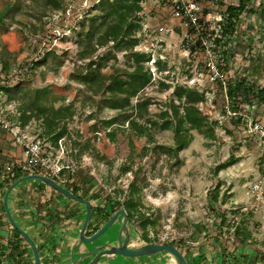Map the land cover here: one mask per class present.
Returning a JSON list of instances; mask_svg holds the SVG:
<instances>
[{"label":"rangeland","instance_id":"obj_1","mask_svg":"<svg viewBox=\"0 0 264 264\" xmlns=\"http://www.w3.org/2000/svg\"><path fill=\"white\" fill-rule=\"evenodd\" d=\"M237 1L198 0L203 8L195 16L200 30L205 33L224 30L228 26L223 19L225 3ZM245 1L257 14L244 12L235 22L237 31H229V70L233 75L244 74L249 83L264 86V0ZM97 2L0 0V12L6 5L11 6L0 23V68L6 65L11 70L39 55L19 81V87L29 97L14 94L13 90L0 92V112L6 117L16 114L19 104L24 101L27 104L37 93L46 104L71 106L72 115L65 119L67 131L57 146L39 137L51 167L40 172L58 177L90 201L92 216L88 233L117 209L126 210L124 202L132 198L136 208L132 213L126 211L130 219V246L174 242L188 264H221V249L230 262L264 264V146L249 132L245 121L223 117L227 109L236 106L228 97V82L224 89L220 82L208 79L204 73L202 77L197 74L201 50L198 42H188L185 37V33L196 36L195 28L186 18L173 15L176 0L140 1L141 10L136 15L140 28L133 35L132 50L147 54L144 67L151 73V81L130 98L129 110L119 111L109 107L107 104L111 103L105 99L109 96L105 86L110 81H105L103 89L96 94L81 83L89 59H79L78 41L82 32L90 30L91 16L102 13ZM130 52L115 51L107 43L96 49L92 60L102 58L100 72L104 76L124 77L123 70L133 68L128 59ZM190 78L196 81L189 83ZM180 87L203 92L204 101L196 105L206 118V125L202 131L187 129L185 124L180 126L188 142L176 150L175 128L179 120L172 103L179 106L178 115L182 114L185 97L179 99L175 94V89ZM10 95L14 99L9 101ZM244 98L242 94L238 100ZM248 100L249 103L237 105V110L255 119L264 111V104L257 105L251 95ZM144 101L146 109L136 119L146 129L145 135L140 136L127 119L136 118L139 113L135 104ZM110 118H114V123L106 126L104 120ZM161 124L168 127L162 129ZM25 131L29 135H41V120L32 118ZM0 151L10 160H21V146L2 132ZM27 181L36 182L35 187H30L36 194L28 198L26 205L21 204L27 206L23 215L18 214V205L11 207L9 203V207L12 214L17 213L16 223L19 220L23 225L28 224L25 227L34 237L42 264H72V256L76 259L114 238L112 227L94 242L72 247L85 216L84 204L70 199L72 205L80 203L79 208L65 211L64 206L58 207V198H64L65 202L69 198L44 183ZM6 188L3 180L0 198ZM213 194L216 201L211 202L212 210L209 196ZM2 205L3 198L0 199V218L4 219V224H0V264H34L29 247L5 222ZM236 228L249 233L245 243L236 238ZM64 239L67 241L62 244ZM44 243L51 245L47 247ZM61 245V251L56 252ZM101 264L176 263L169 253L160 252L141 257L118 256L115 261H101Z\"/></svg>","mask_w":264,"mask_h":264},{"label":"trees","instance_id":"obj_2","mask_svg":"<svg viewBox=\"0 0 264 264\" xmlns=\"http://www.w3.org/2000/svg\"><path fill=\"white\" fill-rule=\"evenodd\" d=\"M140 1L141 0H98L97 3L101 8L102 13L91 16L90 30L87 32H82L78 41L80 46V51L78 52L79 59H89V62L87 63L88 71L81 76V83L85 84L88 87V90L93 92V94H96L100 92L101 89H103L105 81H110V84H107V86H105L107 88L105 89V91L109 93V96H107V98L105 99H107L106 101H109L111 103L107 104L109 107L117 109L119 111L129 110L131 108L130 98L136 96L151 81V73L144 67V63L148 58L147 54L139 51L133 52L132 50L134 41L133 35L140 28L139 20L138 18H136L137 13H139V11L141 10ZM225 5L226 11L225 13H223V19L228 22V26L222 31L223 34L229 33V31H237L238 28L235 22L240 19V16L244 12L249 11L252 14H257V11L249 9L247 7L248 4L245 0H238L237 2L231 3L229 2L227 4L225 3ZM10 10V5H6L5 8L1 10L0 23L3 21L4 17ZM97 21L99 22L97 23ZM107 43H111L115 51H131L128 59L132 61L133 68L130 71L123 70L125 74L124 77H120L117 74L104 76L100 72L103 63L102 58L98 59L97 61L92 60V56L96 49L98 47L104 46ZM0 70L8 72L9 68H7L6 65H3ZM242 75L243 76H240L239 73L233 75L230 72L227 75V94L231 99V102L236 104V106L233 105L232 107V111L236 112L239 111L237 110V108H239L237 105L243 104L245 102L247 103L249 101L248 99L250 98V95L251 97H255L257 105L264 104V86H261V84L253 81V83H249L250 80H247L248 78H246L244 74ZM19 83L20 82H17L11 86H3L2 88H0V90H13L14 94L21 93L23 97H29L28 92L25 89L19 87ZM175 90V94L179 99L185 97V102L182 106V114L178 115L179 106H176L172 103L173 111L175 112L179 120V126L175 128V142L176 150H180L188 142V139L183 134H181L180 126L185 124L187 129H196L198 131H202V128L206 125V118L201 114L199 107L196 105L198 102L204 101L203 92H198L193 88L188 89L183 87L176 88ZM242 94L245 97L244 101L238 100V97L241 98ZM30 98L31 100H29L27 104H25V101L19 104L16 110V114L8 115V119L11 122L16 123L22 127L27 126L28 122L32 118L41 120L43 132L41 133V135L37 134V137H45L46 139H49L54 146H57L59 139H61L67 131L65 119L71 117L72 115L71 106L66 105L55 107L53 106V104H46L40 100L38 93L35 94L34 97L31 96ZM13 99L14 96L12 95L8 97L9 101ZM146 105L147 102L145 101L135 104V107L137 108L139 114H136L135 119H127L128 124H130V126L140 136L145 135L146 129L142 124H138L136 119L138 117H141V111L146 109ZM230 118L231 120L238 122L242 119L241 116ZM113 119L114 118L104 120L106 126L112 125L114 123ZM160 127L162 129H166L168 126L167 124H161ZM109 135L113 138L112 133H110ZM82 149H85V146L82 147ZM40 173L42 172L39 171L38 174ZM26 174L27 173L20 172V170L17 168H14L11 174H9L8 176L3 173V180H5L6 187H8V185L15 179ZM52 178L56 180L60 185L64 186L66 189L82 198L81 195L70 188L69 185L63 183L62 180H60L58 177ZM53 190L56 191L55 189ZM3 194L4 192H2L0 199L3 198ZM60 195L63 196L62 194ZM212 201H216L215 194L209 196V204H211ZM9 203L10 202L8 198V204ZM123 206L126 208V210L124 209L125 211L131 213L134 212L136 208V204L134 203L132 198L124 202ZM2 208L5 215L3 205ZM211 209L213 210L212 204ZM103 215L105 216L106 214ZM141 217L143 218L144 215L142 214ZM5 222L12 227L17 237H19L21 241H24L18 231L9 223L7 218L5 219ZM146 223L147 221L143 222L142 225L145 227ZM0 224H4V221L0 220ZM234 234L241 244L245 243L249 236V233L239 228L235 229ZM25 244L31 250L30 246L26 242ZM172 244H174V242H172ZM15 246H17L18 248L19 245L15 243ZM219 255L222 256L220 262L221 264H239V260H236V262L235 260L234 262H230L231 259L226 254L225 250H219ZM232 258L234 259V257Z\"/></svg>","mask_w":264,"mask_h":264},{"label":"built area","instance_id":"obj_3","mask_svg":"<svg viewBox=\"0 0 264 264\" xmlns=\"http://www.w3.org/2000/svg\"><path fill=\"white\" fill-rule=\"evenodd\" d=\"M203 11L198 0H176L173 15L175 17L186 18L196 30V36H189L185 33L187 41L199 43L198 49L201 50V64L199 66L198 75L204 73L210 80L220 82L225 89L227 82V75L230 72V63L228 60V36L229 33L223 34L222 31L218 33V29L214 32H202L200 30V23L196 20V15ZM222 21V18H220ZM204 23V22H203ZM220 28V22H218ZM204 30V29H203ZM37 40L34 38L33 43ZM43 43V42H42ZM39 55L32 58L27 62H20L8 72L0 70V88L3 86H11L24 77L26 71L34 65L35 60ZM152 63H156L152 59ZM227 69V70H226ZM197 78V77H196ZM196 80L190 78L189 83H194ZM199 81V79H197ZM196 86V84H194ZM227 88V87H226ZM2 92V90H0ZM241 116V121L249 128V132L253 133L261 144L264 146V111L260 112L257 118L254 119L253 115L246 112L232 111L227 109L223 117L229 119L231 116ZM26 126L22 127L16 123L11 122L8 117L0 112V132L7 135L15 145L22 148L21 160H10L2 155L0 151V183L3 181V173L7 176L11 174L14 168H17L22 173L32 174L44 168L49 170V158L46 156V150L43 149L40 138L35 135H29L26 131Z\"/></svg>","mask_w":264,"mask_h":264},{"label":"water","instance_id":"obj_4","mask_svg":"<svg viewBox=\"0 0 264 264\" xmlns=\"http://www.w3.org/2000/svg\"><path fill=\"white\" fill-rule=\"evenodd\" d=\"M27 180H36L41 183H44L50 186L51 188L55 189L59 194H62L63 196L71 200H75V201H78L84 204L85 217L78 231L77 242L73 246L81 242H84V243L94 242L115 222L116 218L119 215L121 216L117 245H110V244L104 243L81 254L76 259H74V257L72 256V264H80L82 260L88 259L90 257H91L90 260L86 262L85 264H99V261L101 259L107 258L108 260H113L114 257L117 255L124 256V257H141V256L155 255L160 252L169 253L172 256L176 264H188L184 254L180 251V249L176 245L172 243L159 244V243L147 242V243H144L138 246H130L129 245L130 219L126 211L123 208L117 209L113 213V215L91 235L89 236L85 235V229H86L87 224L89 223V220L91 218V213H92V206L90 202L86 199L78 197L73 192L66 189L64 186L60 185L52 177L46 176L44 174L32 173V174H26L24 176H21L15 179L13 182H11L8 185L3 195V206H4L6 218L9 221V223L13 226V228H15L18 231V233L23 238V240L30 246L32 254H33L34 264H41L40 254L38 252L36 243L34 242L32 237L16 223V221L14 220L12 216V213L10 211L9 204H8V198H9V194L11 193V191L17 185ZM122 232H124L126 236L123 241L121 240Z\"/></svg>","mask_w":264,"mask_h":264},{"label":"crops","instance_id":"obj_5","mask_svg":"<svg viewBox=\"0 0 264 264\" xmlns=\"http://www.w3.org/2000/svg\"><path fill=\"white\" fill-rule=\"evenodd\" d=\"M35 183L36 182H29V181L22 182L19 185H17V187L13 191H11V193L9 195V202H10L11 207L14 206V205H16V207H17V205H18V208H19V210H18L19 213L18 214L23 215L22 211L26 210V208H27V206H22L23 205L22 203H24L26 205V201L28 200V198H32L33 196H35V194H36L35 191H33V189L30 188L32 186L35 187ZM37 183H39V182H37ZM63 199L58 198V207L64 206L63 210L67 211L69 209H73L74 207L79 208L78 205L80 203L77 206H75V205H72V204L69 203V201H71L70 199H68V202H65V200H63ZM73 203H75V202H73ZM16 214L13 213V215H12L14 220L16 218V216H15ZM0 220L4 221L3 218H0ZM18 222L20 223L19 226L24 228L28 232V234L34 239L32 233L25 227V225H28V224L25 223V225H23V222L21 223L19 220H18ZM25 222H27V221H25ZM63 237H65V236L62 235L61 238L63 239ZM66 241H67V239H64L61 243L63 244ZM56 243H57V241H56ZM44 245H46L47 247H50L51 244L44 243ZM62 248H63V246L61 245L60 248L59 249L56 248L55 251L56 252L57 251L60 252ZM42 263H43V261H42V258H41V264Z\"/></svg>","mask_w":264,"mask_h":264},{"label":"flooded vegetation","instance_id":"obj_6","mask_svg":"<svg viewBox=\"0 0 264 264\" xmlns=\"http://www.w3.org/2000/svg\"><path fill=\"white\" fill-rule=\"evenodd\" d=\"M114 213V212H113ZM113 213H111V214H109L105 219H104V221L102 222V224H104L112 215H113ZM91 216H92V214H91ZM85 217V216H84ZM84 219V218H83ZM90 220H91V218H90ZM90 220H89V223L87 224V226H86V229H85V235H87V236H89V235H91L93 232H95L96 230H94L93 232H91V233H88L87 231H88V225L90 224ZM120 221H121V216L119 215L117 218H116V220H115V222L103 233V234H105L107 231H109V229H111L112 227H113V229H115L114 231H113V233H114V238L112 239V240H108L107 242H104V243H106V244H110V245H117L118 244V235H119V226H120ZM82 223V222H81ZM19 225V224H18ZM115 226V227H114ZM22 228V227H21ZM23 230H25L24 228H22ZM26 231V230H25ZM27 232V231H26ZM28 233V232H27ZM102 234V235H103ZM101 235V236H102ZM125 233L124 232H122L121 233V240L123 241L124 239H125ZM78 238V233H77V236H76V239ZM130 238V237H129ZM33 239V238H32ZM34 240V239H33ZM103 244V243H102ZM37 246V245H36ZM38 247V246H37ZM73 247V246H72ZM71 247V248H72ZM74 249V248H73ZM72 249V250H73ZM118 256H120V255H117V256H115L114 257V259L113 260H108L107 258H103V259H101L100 261H99V264H101V261H110V262H112V261H115V259L118 257ZM91 258V257H90ZM90 258H88L87 259V261L86 262H88L89 260H90ZM40 259H41V257H40ZM72 263V262H71Z\"/></svg>","mask_w":264,"mask_h":264}]
</instances>
